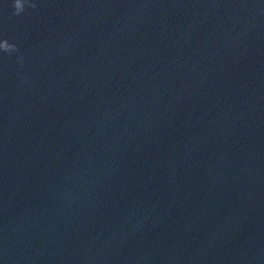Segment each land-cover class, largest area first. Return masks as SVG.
Instances as JSON below:
<instances>
[{
  "label": "water",
  "instance_id": "95a60500",
  "mask_svg": "<svg viewBox=\"0 0 264 264\" xmlns=\"http://www.w3.org/2000/svg\"><path fill=\"white\" fill-rule=\"evenodd\" d=\"M0 0V264H264V0Z\"/></svg>",
  "mask_w": 264,
  "mask_h": 264
},
{
  "label": "clouds",
  "instance_id": "9594fccd",
  "mask_svg": "<svg viewBox=\"0 0 264 264\" xmlns=\"http://www.w3.org/2000/svg\"><path fill=\"white\" fill-rule=\"evenodd\" d=\"M28 4L30 7L35 8V4H30L29 0H13V7L15 9L14 15H20L25 11V5ZM15 44L9 43L7 40H0V51L6 53H13L17 51Z\"/></svg>",
  "mask_w": 264,
  "mask_h": 264
}]
</instances>
